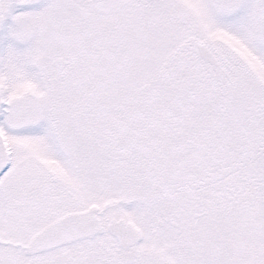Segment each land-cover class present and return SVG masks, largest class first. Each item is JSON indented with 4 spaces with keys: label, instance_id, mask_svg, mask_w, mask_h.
Segmentation results:
<instances>
[{
    "label": "snow or ice",
    "instance_id": "6c2138e0",
    "mask_svg": "<svg viewBox=\"0 0 264 264\" xmlns=\"http://www.w3.org/2000/svg\"><path fill=\"white\" fill-rule=\"evenodd\" d=\"M0 264H264V0H0Z\"/></svg>",
    "mask_w": 264,
    "mask_h": 264
}]
</instances>
